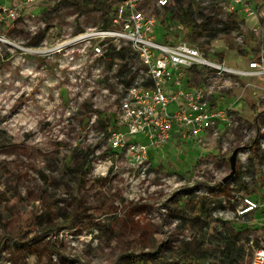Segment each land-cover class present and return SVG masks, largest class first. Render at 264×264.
<instances>
[{
  "label": "rangeland",
  "instance_id": "obj_1",
  "mask_svg": "<svg viewBox=\"0 0 264 264\" xmlns=\"http://www.w3.org/2000/svg\"><path fill=\"white\" fill-rule=\"evenodd\" d=\"M22 1L13 0L14 7ZM225 1L211 0L212 6L204 9L198 0H170L164 8L158 7V0H149V11L157 18L159 39L165 33L174 42L194 44L193 37L229 67L246 70L254 51H264V0H249L258 17L245 21V35L249 20L258 19L262 25L251 46L248 38L243 44L237 41L236 25L245 18L225 14L219 6ZM38 2L32 24L26 22L31 14L26 7L20 6L19 19L12 22L0 14V264H138L124 254H149L158 248L169 252L185 243L196 249L198 240L181 229L184 216L168 202L198 196L219 205L230 199V209L236 212L237 194L219 182L202 183L205 196L194 193L192 182L216 181L215 173L203 170V162L198 164L203 153L194 142L178 143L177 152L156 158L146 179L127 160L119 161L115 170V154L100 153L106 145L101 134L116 127L118 110L105 92L110 65L95 57L89 45L65 42L101 28L103 14L81 10L82 0ZM205 21L213 30L208 35H196L188 27ZM237 80L241 86L228 92L224 102L243 97L239 116L252 122L256 111L264 110V80ZM247 84L251 86L246 89ZM108 120L113 124L104 128ZM86 153L90 163L84 170ZM227 159L203 156L216 173H231ZM67 213H74L71 228L61 227L56 236L45 234ZM239 224L228 226L245 231ZM213 227L210 232L215 234ZM263 231L255 226L247 234L258 240ZM8 234L22 235L29 246L20 249L5 243ZM211 257L202 255L204 261Z\"/></svg>",
  "mask_w": 264,
  "mask_h": 264
},
{
  "label": "built area",
  "instance_id": "obj_2",
  "mask_svg": "<svg viewBox=\"0 0 264 264\" xmlns=\"http://www.w3.org/2000/svg\"><path fill=\"white\" fill-rule=\"evenodd\" d=\"M38 1L24 0L16 7L0 5V14L8 21H15L19 19L20 6L27 7ZM198 1L204 9L212 6L211 0ZM169 2L158 0L157 5L164 8ZM219 6L225 14L244 16V23L239 22L235 31L237 41L243 44L245 21L258 17L253 5L249 0H226ZM35 20L32 12L26 22L32 24ZM157 22L156 16L149 11V0H120L110 28L81 32L65 41L68 45H89L95 57L110 65L107 74L109 87L105 92L112 95L111 100L118 105V110L115 113L116 127L101 134L106 145L100 153L111 151L115 154V170L119 168V161L127 160L132 163L128 166L146 179L153 168L151 153L169 146L175 128L186 140L193 141L205 157L207 153H215L229 159L238 150L236 173L227 184L224 179L230 172L216 173L214 165L203 160L202 156L198 164L203 162V170L215 173L216 181L201 178L198 179L201 183L192 182L191 187L196 195L203 196L206 195L203 189L206 186L202 183L219 182L222 187L235 191V200L240 203L236 212L230 209V199L220 202L224 209L214 212L220 225L254 223L264 228L262 196L246 194L258 184L259 177L264 178V110L256 111L254 120L249 122L239 116V107L244 106L243 97L220 107L223 97L234 87L241 86L237 79L264 80V51L246 70L234 69L215 57L202 43L174 42L168 38L158 40ZM261 27L260 23L255 25L253 34L259 33ZM250 86L247 84L246 89ZM173 104L177 106L176 111L170 110ZM178 177L175 175L176 180ZM263 233L258 238L259 244L251 235L252 240L246 247L248 253H252L251 258L247 257L249 264H264Z\"/></svg>",
  "mask_w": 264,
  "mask_h": 264
},
{
  "label": "trees",
  "instance_id": "obj_3",
  "mask_svg": "<svg viewBox=\"0 0 264 264\" xmlns=\"http://www.w3.org/2000/svg\"><path fill=\"white\" fill-rule=\"evenodd\" d=\"M37 5H39V2L34 5L27 6L25 8V11L31 13L35 12L37 9H39ZM116 5L117 2L111 0H82L80 8L81 10L93 9L101 11L104 21L102 27L110 28L111 20L116 10ZM191 15L193 16L194 14L191 12ZM230 22L232 23V25H236L235 22ZM188 27L192 28L194 33L199 36L208 35L213 31L211 29L212 27L210 23H207V21L200 25L195 23L194 25L189 24ZM252 28H249V33L245 37L246 39L249 36L254 35ZM190 41L195 43L193 37H191ZM249 41L250 43H252L253 39ZM254 54L255 58H258L260 53L258 54V52L254 51ZM111 124H113L111 123V120H108V125L104 126V128H107ZM88 156L89 155H87L86 153L83 157L82 169L84 170L89 166L90 163V161L88 160ZM255 162L256 164L258 163L257 157H255ZM257 170L260 171V169ZM247 192L248 195L251 196H254V194L261 195L264 201V178L259 177L258 184L252 189L247 190L246 193ZM213 203L214 201L210 199L200 198L198 196H190L185 199L184 202L180 200H178L176 203H172V201L168 202V205L172 210L184 216L185 219L180 218L179 220L180 225L183 227H181V229H186L193 239L198 240L199 245L196 249L190 247L188 243H185L182 247L176 250L173 248H169L171 249L169 252L167 250L164 251L162 248H158L156 251L149 254L137 255L132 253L124 254V256L128 257L129 260L137 261L138 264H218L221 261L227 264H245L247 257H252V253H248L246 248L252 240L251 235L249 236V234L247 233L251 228L255 227V224H239V226H243V229H245V231H236L234 228L232 229L227 226V223L220 225V221L214 217V212L224 209V206L220 203L219 205H217L218 203H216L215 206H212ZM74 213H67L65 215V220L59 223L55 229L46 230L45 234L51 233L53 236H56L62 230L61 227L71 228L75 220ZM261 214H264V209H262ZM38 221L39 219L36 216L32 219V224L36 225ZM184 224L188 225H186L187 228L184 227ZM211 226H214L213 228L217 231V233L212 234L210 232L212 230ZM3 241H5V243L7 242L8 244L13 243L20 249H25L27 246H29L25 242H23L22 235L17 234H8L7 236H5V240ZM256 243L259 244L257 239ZM52 250L55 251L53 246ZM205 252L212 255L211 259H209L208 261H204V259H202V255Z\"/></svg>",
  "mask_w": 264,
  "mask_h": 264
},
{
  "label": "crops",
  "instance_id": "obj_4",
  "mask_svg": "<svg viewBox=\"0 0 264 264\" xmlns=\"http://www.w3.org/2000/svg\"><path fill=\"white\" fill-rule=\"evenodd\" d=\"M2 2H0V3H2V5L3 4H7V5H10V6H15V4H14V2H13V0H8V1H6V0H1ZM249 23H248V28H252V27H254L255 25H257L258 23H260V21L257 19V20H249L248 21ZM159 37H160V35H157V38H158V40H160V41H166L167 40V37L165 36V33L164 34H162V38L161 39H159ZM254 35H251V36H249L248 37V43H250V41L249 40H252L253 39V41H254ZM252 41V42H253ZM250 45H251V43H250ZM253 55H255V54H253ZM231 101H234V100H228L227 102H224V100H223V103H222V105H220V107H225V106H227V104H229V103H231ZM171 106H174L173 107V109H172V111H176L177 110V106L176 105H171ZM241 107V106H240ZM205 134H202V136H204ZM188 142H193V141H190V140H186V138H184L182 135H181V133H180V130L178 129V128H175L174 129V135H173V140H172V142L169 144V146H167L165 149H163V150H161V151H155V152H153V153H151V159L153 160V162L155 161V159L156 158H158V159H161V158H163V156L164 155H166L167 153L169 154V153H172V151H174V153L175 152H177L178 150L176 149L177 148V144L178 143H181V144H183V143H188ZM172 146V147H171ZM170 147H171V149H170ZM207 155H208V153H207ZM207 155H206V157H207ZM212 155H214V156H216V154L214 153H212ZM191 172V170L189 171V173Z\"/></svg>",
  "mask_w": 264,
  "mask_h": 264
},
{
  "label": "water",
  "instance_id": "obj_5",
  "mask_svg": "<svg viewBox=\"0 0 264 264\" xmlns=\"http://www.w3.org/2000/svg\"><path fill=\"white\" fill-rule=\"evenodd\" d=\"M238 150H236L233 155L230 157V167L231 173L224 179V184H227L235 175L237 169V157H238Z\"/></svg>",
  "mask_w": 264,
  "mask_h": 264
}]
</instances>
